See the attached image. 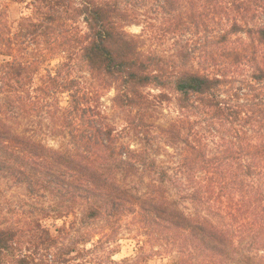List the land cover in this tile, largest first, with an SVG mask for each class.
I'll return each mask as SVG.
<instances>
[{
  "label": "trees",
  "instance_id": "trees-1",
  "mask_svg": "<svg viewBox=\"0 0 264 264\" xmlns=\"http://www.w3.org/2000/svg\"><path fill=\"white\" fill-rule=\"evenodd\" d=\"M29 4L13 31L0 0V179L50 197L57 218L83 207L86 221L111 229L133 220L145 238L136 255L99 264L163 255L175 264H264V0ZM145 18L177 39L171 56L144 51L142 34L127 30ZM76 64L98 84L73 76ZM101 89L114 90L137 148L102 110ZM166 103L176 117L157 125ZM44 119L66 140L59 148L40 138ZM161 143L175 150L168 164L158 161ZM32 230L34 251L23 254L27 232L0 219V264H71L76 246L94 240L65 243L66 225L55 236Z\"/></svg>",
  "mask_w": 264,
  "mask_h": 264
},
{
  "label": "rangeland",
  "instance_id": "rangeland-1",
  "mask_svg": "<svg viewBox=\"0 0 264 264\" xmlns=\"http://www.w3.org/2000/svg\"><path fill=\"white\" fill-rule=\"evenodd\" d=\"M5 8L8 12V20L13 29L17 28L18 21L31 14L30 0H2ZM144 9L140 10L143 13ZM149 17H157V14H149ZM160 19H141L140 24H132L127 27L130 33L140 35L143 38V50L148 52H155L165 56H171L174 53L177 44L172 34L159 35V28L161 27ZM148 29V30H147ZM150 31V32H149ZM188 37V36H187ZM50 65H57L58 59H52L49 61ZM48 64V63H47ZM73 76L87 81L88 83L98 84L89 72L85 71L80 65L76 64L73 67ZM151 93L156 94L159 92L157 89H148ZM115 95L112 89H101V108L107 115L109 121L115 126V128L122 132V141L132 148L138 147V136L132 130L126 129L128 127L127 119L129 116L121 109L116 107L113 103V97ZM177 111L175 104L166 103L158 109L155 114L154 121L157 125L166 126L171 119L175 118ZM47 121L44 119L41 123L43 126L39 128L40 138L50 147L59 148L66 140L63 139L58 133H55L51 128L45 125ZM126 129V130H125ZM217 139V137L215 136ZM161 145V151L158 155V161L160 163H170L175 160V150L163 143ZM55 203L50 197L31 198L27 195L25 186L15 183L12 179L2 178L0 179V219L3 225H14L27 232V236L22 238L21 251L23 254L34 251V242H28V235L38 225H42L50 231L52 235H57V229L66 225V230L63 236L65 243H68L71 239L79 237V235L93 236V241L88 243H81L76 246L77 252L71 254V264H99L100 259L108 260V254L112 256V259L120 261L126 257H134L137 253V249L142 244L145 238L137 235V225L130 218L123 219L116 229L109 228L105 220H88L86 221L84 216L86 210L83 207H79L75 210L74 215H70L65 218H57L55 212ZM182 207V206H181ZM184 207V208H183ZM185 211L190 210V204L183 202ZM115 230V231H114ZM104 235V236H103ZM110 235L109 239H104L102 245L94 247L95 243L103 236ZM107 242H106V241ZM82 250V252H81ZM89 250V252L87 251ZM36 256H40V250ZM55 249L49 252V256L55 254ZM150 251V250H148ZM175 256L163 255L156 256L148 261L147 264H175Z\"/></svg>",
  "mask_w": 264,
  "mask_h": 264
}]
</instances>
